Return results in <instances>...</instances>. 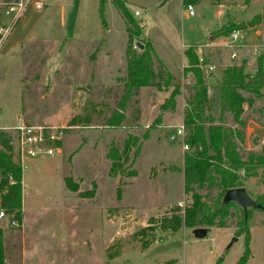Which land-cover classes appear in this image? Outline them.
<instances>
[{
  "label": "rangeland",
  "instance_id": "1",
  "mask_svg": "<svg viewBox=\"0 0 264 264\" xmlns=\"http://www.w3.org/2000/svg\"><path fill=\"white\" fill-rule=\"evenodd\" d=\"M20 1L0 0V27L11 22L16 8L11 11L10 7H17ZM40 1L43 5L39 11L32 2L26 5L23 16L13 27L14 34L9 35L8 42L21 38L22 44L8 54L3 49L0 51V126L16 125L20 114L19 118L28 123L73 127L65 130L60 145H53L59 147L54 156L41 154L26 159L23 169L26 214L34 215L41 205L47 206L51 211L38 218L39 225L56 228L65 220L64 208L74 206L76 217L72 226L77 237L66 255H72L81 264L102 262L105 246L108 260L120 253L114 260H107V264H215L218 258H223L221 264H236L245 248L243 235L231 244L236 237L239 210L231 208L233 214L227 218L226 225L212 227L201 239L190 228L182 226L172 232L162 227L165 218L181 215L182 206L191 200L183 179L184 154L192 150L190 145L189 149H183V143H188V130L184 138L171 140L172 130L164 128L184 122L189 87L194 83L190 71L176 72V69L181 61H186L183 56L186 45L191 41L202 44L205 40L204 32L217 11L213 5L226 0L192 3L193 16L187 15L182 0H121L134 21L140 26L142 21L145 24L131 38L125 31L128 22L119 11L118 0H105L104 24L99 13L100 0ZM248 1L235 0L238 7ZM260 3L252 0V6L243 15L248 18L245 21L229 20L224 24H238L242 29L236 31L249 29L252 35L243 48L237 40L231 43L228 38L223 39L221 46L225 51L219 57L230 59L229 65L210 61L205 47H201L202 52L198 50L203 67L215 66L205 75L218 119L223 125L244 133L243 141L237 139L242 159L251 152L262 153L264 148L261 143L264 89L259 97L243 94L247 99L240 115L242 124H238L218 99L217 80L229 66H241L248 72V60L254 72L260 59L264 66V0ZM148 42L153 44L150 43L158 57H153L155 82L163 84L169 73L173 77L170 86L167 90H158L157 86L137 89L127 103L123 123L115 127L105 125L104 120L122 94L127 75L126 49L131 45L132 50L142 51ZM137 43L143 47L139 48ZM238 48L243 51L239 52ZM233 53L236 56L232 58ZM175 85L181 91L175 109L166 111L161 123L152 126L160 113V103ZM5 128L0 130L6 132ZM129 134L138 136L141 142L132 165L137 175L111 177L107 152L111 143L122 149ZM255 171V175L243 178V187L253 199L264 193V166ZM65 177L78 186L75 194L66 185ZM209 190V196L204 199L211 205L220 189L212 185L200 192L205 194ZM249 212L251 254L245 264H264V213L256 208H250ZM141 236L154 241L140 249ZM59 248L66 250L61 243ZM39 250L36 246L35 252Z\"/></svg>",
  "mask_w": 264,
  "mask_h": 264
},
{
  "label": "trees",
  "instance_id": "2",
  "mask_svg": "<svg viewBox=\"0 0 264 264\" xmlns=\"http://www.w3.org/2000/svg\"><path fill=\"white\" fill-rule=\"evenodd\" d=\"M10 2L11 0H3ZM17 0H14L16 2ZM200 0H182L183 5L197 4ZM220 1V0H215ZM104 2L100 0L99 13L104 24ZM120 13L128 22L127 31L130 38L138 35L142 26L135 22L124 3L118 0ZM236 29H242L238 24H227L212 32L213 38L227 36ZM129 45L126 49L127 75L123 79L122 94L117 101L111 114L104 120L107 126H120L125 117V109L131 97L137 89L145 86H157L158 90H167L173 80L168 73L163 84L155 82L157 74L153 69V57L157 54L150 42L142 51L132 50ZM187 59V66L184 72L190 71L194 83L189 87L188 108L185 110L184 124L188 130L187 142L192 150L184 154L183 179L185 192L191 193V200L186 202L181 215H175L164 219L162 227L169 228L172 232L180 227L195 229L214 226H225L227 218L232 215L231 208L239 210L240 218L235 230V236H244L245 248L236 264H245L250 257V208L244 211L234 202L223 203V195L231 188L243 187V178L255 175L258 167L264 166V148L262 153L251 152L246 159H242L237 145V139L244 140L243 131H237L227 127L218 119L214 107V100L210 96L209 84L205 75V69L199 66V57L195 46H189L184 50ZM95 59V58H94ZM184 73V74H185ZM160 76V73H159ZM218 99L221 100L224 108L228 110L238 124H242L240 115L243 111V104L246 101L244 93L259 97L264 89V66L260 59L254 73H248L244 67H226L217 80ZM172 85V84H171ZM169 95L159 105L160 113L154 120L152 126L159 125L163 114L168 110H174L176 97L181 94L179 85L172 86ZM147 137V133H144ZM10 134L0 130V207L4 209L12 219L20 225L22 220V175L23 169L19 167L12 156L9 144ZM141 142L138 136L129 134L119 149L111 143L107 152L110 161L109 175H128L134 177L137 171L132 168L139 152ZM133 150V152H131ZM243 171V177L241 176ZM68 188L72 191L78 190L76 184H72L69 178L65 177ZM216 186L220 192L212 199L211 205L204 198L209 196L210 190L205 194L200 191L206 186ZM119 194V193H118ZM259 210L264 213V193L255 197ZM141 236V248L147 247L154 238L147 239ZM223 258H218L215 264H221ZM3 229L0 226V264H4Z\"/></svg>",
  "mask_w": 264,
  "mask_h": 264
},
{
  "label": "crops",
  "instance_id": "3",
  "mask_svg": "<svg viewBox=\"0 0 264 264\" xmlns=\"http://www.w3.org/2000/svg\"><path fill=\"white\" fill-rule=\"evenodd\" d=\"M30 2H32L36 11L40 10L36 8L35 6L36 2H41L40 0H34V1L28 0V4ZM259 3H260V0H259ZM249 5L252 6V0H249L248 2H243V4H241L240 7L237 6V3L235 2V0H226L222 4L213 5L217 8V11H216V14L213 16V20L209 21L210 27L206 28L204 32L205 40L203 41L202 44H197L191 41L189 44L186 45L185 49L189 46H196L197 47L196 52L199 54V51L202 52L201 47H205L204 50L207 53L210 61H216L217 64H224L225 66L229 65V63L227 62H229L230 59L227 61V58L225 56L219 57V55H223L225 51V48L221 45H223L222 44L223 39L227 37L221 36V37L213 38L212 32L219 29L222 25L226 24L229 20L238 23L240 21H245V19H248V18H244L243 15L246 9L250 8ZM260 5L262 4L260 3ZM260 8L258 9V11H260ZM238 12H241V14L239 15ZM20 17L19 19H21ZM24 18L25 17H23L22 20ZM35 20H38V17H36ZM142 24L143 26H145L143 21H142ZM13 30L15 32V29H12L10 32L11 35L14 34ZM248 30L249 29L239 32V38L237 40V42L239 43L238 44L239 47L242 46L243 48L246 45V41H248V39H251L252 37L251 31H248ZM125 31H126V28H125ZM9 35L8 37H6V39L3 41L2 45L0 46V51L1 49H3L2 51L5 54L13 50V48L22 44L21 38L14 39L13 42H11V40L8 42L10 38ZM242 48H238L239 49L238 51L242 52L243 51ZM228 49L229 48H227V50ZM185 60H186L185 62L181 61L180 67H177L176 72L184 71V68L187 66L186 57H185ZM223 61L225 62L223 63ZM247 63H248V66L246 67L250 68L249 70H247L248 73H251V72L254 73L253 69H251L252 65L249 62V60L247 61ZM170 69L173 70L172 67H170ZM19 99L20 101H22L21 96ZM21 107L22 105L20 102V106H19L20 112H21ZM165 115L166 113L163 114L164 118H165ZM17 116L19 117L20 114H18ZM11 126H14V124L2 125L0 126V128L11 127ZM73 192L75 194V191ZM47 209H48L47 206L42 207L41 205L40 209H38L37 212H34V215L26 214V208H25V203H24V191H23V175H22V220H21V223L18 226H12L10 225L8 220H0V226L3 229V247H4V259H5L4 264H60V261H63L62 262L63 264L64 263L81 264L77 261L75 262L72 255L71 256L66 255L67 253L71 252L72 249L70 250L69 245H71L75 241L74 239H76L77 237V235L75 234V229L72 226L74 222V218L76 217V215L74 214V206L72 209H70L68 206L64 208L66 210L64 213L65 220L63 221V223H61L60 221L59 224L56 225V228L48 226L47 224L39 225L40 220L38 218H40L43 215H46L48 211H51ZM60 227L62 229L58 231ZM119 235H121V233ZM113 238L114 237L110 238V241H112ZM86 241L88 243V239ZM48 242L50 243V245L49 244L46 245V243ZM59 243H61L63 248H64V245L66 246L65 248L66 250L64 252L63 250H60ZM105 243H108V241ZM151 244L152 243H150L147 247H149ZM36 246H39V248L41 249L37 253L35 252ZM104 248L105 249H103V257H102L103 261L102 262L99 261L98 264L108 263L107 262L108 260L107 248L106 246ZM140 249H143V248H140ZM119 254L120 253L114 254L109 260H114Z\"/></svg>",
  "mask_w": 264,
  "mask_h": 264
},
{
  "label": "built area",
  "instance_id": "4",
  "mask_svg": "<svg viewBox=\"0 0 264 264\" xmlns=\"http://www.w3.org/2000/svg\"><path fill=\"white\" fill-rule=\"evenodd\" d=\"M28 0H21L17 2V7H10V10L13 11L16 8V13L12 18L11 22L6 26L0 27V42L5 40L6 37L10 34L13 29L16 21L21 16L24 11ZM36 8L40 9L42 7L41 2L35 3ZM186 13L188 16L195 15V10L192 4L185 5ZM138 14V12H136ZM143 26V25H142ZM239 32L232 31L228 35L229 42L233 43L238 40ZM236 54L233 53L231 57H235ZM203 60L200 59L199 66L203 67ZM215 66H205V72L212 71ZM18 123L14 126L5 128L6 132L10 134L9 144L11 146V153L15 163L24 169L25 162L27 158H34L39 155H45L52 157L59 150V147H53V145H60L63 141L65 130L72 128V125H58V124H34L24 121L22 118L18 117ZM172 130L170 134V139L174 140L176 137L184 138L186 127L184 122L179 124H171L164 126ZM261 143L264 144V137L261 139ZM183 149H189L188 143H183ZM186 203L182 206V203L179 202V206L185 207ZM0 220H8L10 225L18 226L16 220L12 219L4 209L0 208Z\"/></svg>",
  "mask_w": 264,
  "mask_h": 264
},
{
  "label": "water",
  "instance_id": "5",
  "mask_svg": "<svg viewBox=\"0 0 264 264\" xmlns=\"http://www.w3.org/2000/svg\"><path fill=\"white\" fill-rule=\"evenodd\" d=\"M139 48H142L143 45L137 43ZM223 203L234 202L239 207H241L244 211L249 208H259V205L255 202V200L250 196V194L246 191L244 187L231 188L225 191L223 195ZM194 236L198 239L204 238L208 234V228H195L192 230ZM237 240V237H234L231 241V244Z\"/></svg>",
  "mask_w": 264,
  "mask_h": 264
}]
</instances>
